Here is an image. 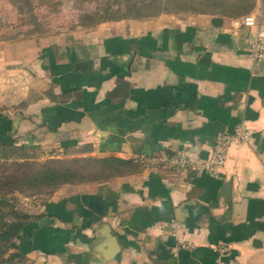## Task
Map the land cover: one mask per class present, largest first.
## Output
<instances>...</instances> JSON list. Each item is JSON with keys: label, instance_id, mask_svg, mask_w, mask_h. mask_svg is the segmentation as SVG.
I'll return each instance as SVG.
<instances>
[{"label": "crops", "instance_id": "crops-1", "mask_svg": "<svg viewBox=\"0 0 264 264\" xmlns=\"http://www.w3.org/2000/svg\"><path fill=\"white\" fill-rule=\"evenodd\" d=\"M245 6L264 29V0ZM240 13L52 27L0 45V143L131 162L60 187L15 250L33 264H264V62ZM240 124L250 139L216 171L198 168ZM182 150L195 167L148 164Z\"/></svg>", "mask_w": 264, "mask_h": 264}, {"label": "rangeland", "instance_id": "rangeland-1", "mask_svg": "<svg viewBox=\"0 0 264 264\" xmlns=\"http://www.w3.org/2000/svg\"><path fill=\"white\" fill-rule=\"evenodd\" d=\"M246 2L247 0H0V45L21 36L31 34L55 36L56 33H60L59 30L47 31L52 27L72 29L76 25H96L102 21L123 18L143 19L161 14L186 17L202 11L226 12L230 8L246 7ZM140 15L143 16L140 17ZM20 27L22 28L19 30ZM34 149L37 150V157L41 162L50 159L83 157L70 155L68 152L57 153L55 150ZM58 189L50 192L48 188L24 187L13 193H7L6 197L11 200L17 210L31 214V211L37 209ZM14 252L16 250L10 248L6 256ZM24 262L33 264L28 257L24 259Z\"/></svg>", "mask_w": 264, "mask_h": 264}, {"label": "trees", "instance_id": "trees-1", "mask_svg": "<svg viewBox=\"0 0 264 264\" xmlns=\"http://www.w3.org/2000/svg\"><path fill=\"white\" fill-rule=\"evenodd\" d=\"M233 9L241 13L231 16L239 18L249 14L251 7H242L241 11L239 8H230ZM130 164V161L115 156L59 158L41 162L34 147L0 143V264H27L24 262L27 256L21 251L6 255L13 248L14 240L21 236L33 218V215L17 210L6 197L7 193L24 187L48 188L52 192L65 184L109 180L128 171L126 167Z\"/></svg>", "mask_w": 264, "mask_h": 264}, {"label": "built area", "instance_id": "built-area-1", "mask_svg": "<svg viewBox=\"0 0 264 264\" xmlns=\"http://www.w3.org/2000/svg\"><path fill=\"white\" fill-rule=\"evenodd\" d=\"M234 25L237 28L245 27L249 30L248 45L250 55L255 62H264V29L260 27L257 16L253 13H249L234 20ZM249 139L250 133L244 124L238 125L231 134H220L209 157L197 167L208 171H216L219 167L225 164L229 148L233 143H241L248 141ZM148 164L170 165L177 169L195 167V163L185 150L178 151L173 155L165 153L153 157L148 159ZM173 228L177 230L178 225L173 224Z\"/></svg>", "mask_w": 264, "mask_h": 264}, {"label": "water", "instance_id": "water-1", "mask_svg": "<svg viewBox=\"0 0 264 264\" xmlns=\"http://www.w3.org/2000/svg\"><path fill=\"white\" fill-rule=\"evenodd\" d=\"M19 121H20V116L17 115L15 120H14V123H13L14 124V131L18 128ZM231 186H232V182L231 181L227 182L226 185H225V188H226L225 195L228 198V200L231 198ZM107 233L108 234L110 233V230H109L108 226H107Z\"/></svg>", "mask_w": 264, "mask_h": 264}]
</instances>
